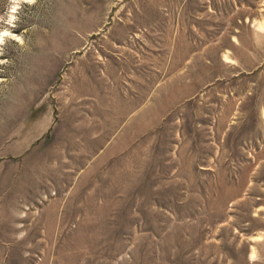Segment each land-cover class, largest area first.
Segmentation results:
<instances>
[{
	"label": "rangeland",
	"instance_id": "1",
	"mask_svg": "<svg viewBox=\"0 0 264 264\" xmlns=\"http://www.w3.org/2000/svg\"><path fill=\"white\" fill-rule=\"evenodd\" d=\"M8 8L0 264H264V0Z\"/></svg>",
	"mask_w": 264,
	"mask_h": 264
},
{
	"label": "clouds",
	"instance_id": "2",
	"mask_svg": "<svg viewBox=\"0 0 264 264\" xmlns=\"http://www.w3.org/2000/svg\"><path fill=\"white\" fill-rule=\"evenodd\" d=\"M23 3L35 4L36 0H9V8H8V12L6 13L8 19L4 21L5 23L11 25L12 27H15V24L13 23L17 19L15 13H17L20 10ZM3 20L4 17L0 16V21ZM6 37H11L12 39L20 40L19 36L13 35L12 32H10L7 28H5L3 30H0V45H3L5 43ZM249 258L250 260H256L257 256L255 252H253Z\"/></svg>",
	"mask_w": 264,
	"mask_h": 264
}]
</instances>
